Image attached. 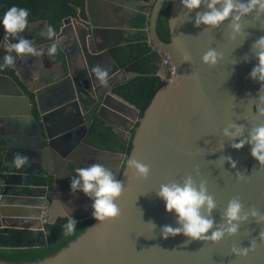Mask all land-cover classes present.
<instances>
[{
  "label": "water",
  "instance_id": "obj_1",
  "mask_svg": "<svg viewBox=\"0 0 264 264\" xmlns=\"http://www.w3.org/2000/svg\"><path fill=\"white\" fill-rule=\"evenodd\" d=\"M165 1L140 0L132 9L135 15L146 18L144 30L151 45L170 59L175 73L156 91L142 116H138L137 110L130 126L125 127V141H130L131 149L127 157L122 154L117 170V179L124 186L122 196L116 201L121 208L120 217L101 224L94 220L53 255L37 262L19 264H264V237L261 236L264 224H256L250 218L241 224L236 235L226 236L218 243L191 241L185 245L187 238L182 234L162 238L160 227L175 226V216L165 211L164 202L156 195L161 184L173 180L182 183L191 175L197 184L205 181L208 192L214 196L217 208L212 216L217 225L222 223L221 214L233 198L241 201L245 211L256 208L264 213V166L251 156L250 145L233 149L231 142L222 135L223 129L231 123L244 125L245 136L249 128L264 124V115L259 111L264 108V103L258 100L261 84L248 75L257 63L252 45L264 36V15L253 11L243 17L241 34L232 39L229 21L214 29L204 25L196 27V12L205 8L188 12L180 0H174L168 14L170 40L164 42L157 35L156 26ZM129 3L135 2L84 0V17L68 16L62 20L53 40L60 42L67 71L61 63H52L61 69L62 76L36 87L17 83L0 69V130L3 127L9 129L7 144L1 145L7 151L0 164V228L43 230L45 221L52 224L58 217L70 216L59 209L60 192L55 188L47 197L44 194L43 199L14 195L10 190L21 184L19 178L26 173H36L39 178L49 181L43 168L47 158L55 153L68 155L60 152L58 144L80 125L88 133L83 117L86 111L79 101L80 85L75 83L74 71L69 64L71 55L80 61L78 68L85 71L82 80L88 82L85 89H91L93 104H98L95 117L121 133L119 125H114L105 111L111 94L98 93L101 83L92 69L97 64L108 68V81L113 84L121 81L116 79L119 74L124 79L132 76L118 67L109 52L121 45L125 36L103 17L111 4L125 9L132 6ZM27 30L19 35L27 38ZM4 38L13 43L10 37L9 41L5 37L0 25V43ZM210 48L222 54V59L213 67L201 60ZM185 53L190 54L191 63L184 62ZM0 60L3 62L1 52ZM161 69L158 75L163 78L164 67ZM261 95H264V89ZM68 110H72L68 114L71 116L65 117L74 122L61 127L62 120L57 115H66ZM55 125L61 128H55ZM221 145H224L222 151ZM16 152L27 155L30 166L14 169L12 159ZM227 156L237 162L235 169L227 161L221 165L220 161ZM128 158H135L150 167L146 179L134 178L127 167ZM77 167L67 165L68 173L74 174ZM237 171L251 179L248 182L237 180ZM149 221L157 227L153 229L147 224ZM251 241L255 242V247L247 256L232 254L233 245L249 247ZM0 264L16 263L0 260Z\"/></svg>",
  "mask_w": 264,
  "mask_h": 264
},
{
  "label": "clouds",
  "instance_id": "obj_2",
  "mask_svg": "<svg viewBox=\"0 0 264 264\" xmlns=\"http://www.w3.org/2000/svg\"><path fill=\"white\" fill-rule=\"evenodd\" d=\"M184 9L192 12L197 9L205 8L204 11H197L194 24L196 27L201 25L206 28H218L226 20L232 30L231 38L235 39L236 35L241 34V20L243 17L255 11L258 15H264V0H180ZM29 11L27 8L16 5L8 8L0 17V25L3 26L5 37L17 40L16 43L10 41L5 45L6 55L3 57V63L0 68L14 66L17 57L38 56L41 53L37 50L34 43L19 36L28 27ZM174 20V19H171ZM170 20V21H171ZM46 36L51 39L56 36L54 28L46 25ZM59 40H53L47 49L48 55L54 56L58 52ZM254 50V59L257 63L249 72V78L259 82L258 100L264 103V95H261L264 89V36L259 37L252 45ZM16 55H13L12 53ZM222 59V54L216 49L210 48L201 57L203 63L209 67L215 66ZM247 56L244 61L247 62ZM184 62L191 63L190 54L185 53ZM236 63V62H234ZM95 77L102 85H107L109 69L99 64L92 69ZM260 114L264 115V108L259 109ZM245 126L231 123L222 131V135L230 142L233 149L239 150L245 144L251 147V156L264 166V124H258L248 129L247 135H244ZM224 145H221V151ZM227 161L231 168L237 167V162L230 156L224 157L220 163L223 165ZM127 167L131 170L134 178L146 179L150 172V167L135 159L128 158ZM30 166V159L27 155L16 152L12 159V167L16 170ZM237 180L248 182L251 176L244 175L237 171ZM71 175V174H69ZM71 193L83 192L91 201V215L98 221V224L113 221L120 217L121 208L117 200L124 192V186L121 180L117 179L114 172L105 167L103 164L94 163L87 167H77L75 175L70 179ZM156 195L164 202L165 211L175 216V226L166 224L160 227L162 238L175 237L183 235L187 239L184 244L191 241H211L218 243L226 236L231 237L238 233L241 224L248 222L251 218L256 224H264V213L256 208L244 210L243 204L238 198L231 199L222 212V223L217 225L215 218L212 216L213 211L217 208V203L212 194L208 192L206 182L201 180L197 184L191 176L183 179L182 183L170 181L161 184ZM77 220L72 216L67 218L63 225L64 235L71 236L76 230ZM153 229L157 225L149 221ZM95 227V226H94ZM264 237V233H261ZM255 242L251 241L249 247H238L233 245L231 252L234 256L243 257L252 251Z\"/></svg>",
  "mask_w": 264,
  "mask_h": 264
},
{
  "label": "trees",
  "instance_id": "obj_3",
  "mask_svg": "<svg viewBox=\"0 0 264 264\" xmlns=\"http://www.w3.org/2000/svg\"><path fill=\"white\" fill-rule=\"evenodd\" d=\"M173 1H165L157 19V35L164 42L170 40L168 14ZM13 5L27 8L29 25L37 24L27 30V39L35 46H41V55L49 64L59 62L66 69L64 54L60 47L57 54L50 57L47 49L53 38L49 39L42 33H46L48 24L58 31L62 20L68 16L84 17V0H0L2 13ZM145 22L144 16L137 15L133 18L132 25L136 30L129 33L121 45L109 51L118 67L126 74L132 75L114 83L111 92L135 107L139 117L142 116L156 91L165 85V80L158 75L159 56L152 50L147 40V33L143 29ZM2 63L0 60V64ZM0 69L3 73L16 78L14 71L8 66ZM84 77L85 71L80 68L74 69L75 83L80 85L79 101L87 114L88 142L103 149L124 153L127 157L131 149L130 141L126 143L111 127L104 125L95 117L98 104H93L91 89H85L88 82L82 80ZM3 155L4 148L0 145V164ZM67 218V216L58 217L52 224L45 221L43 230L0 228V260L16 264L37 262L66 246L95 220L93 217L75 218L77 231L71 236H65L63 225L67 222Z\"/></svg>",
  "mask_w": 264,
  "mask_h": 264
},
{
  "label": "crops",
  "instance_id": "obj_4",
  "mask_svg": "<svg viewBox=\"0 0 264 264\" xmlns=\"http://www.w3.org/2000/svg\"><path fill=\"white\" fill-rule=\"evenodd\" d=\"M135 3L130 4L128 8L121 9L117 7L115 4H111V7H108V11H105L103 13V17L106 22H108L112 27L115 29H119L122 31L123 36H127L129 33L134 32L136 29L132 25L133 18H135L137 15H135V12H133V6L137 4V2H140V0H132ZM105 6V5H104ZM151 6V1L148 4V7ZM135 7V6H134ZM137 7V6H136ZM79 9H77L78 11ZM131 28V29H130ZM144 29V28H143ZM145 31V30H144ZM41 53V46H37ZM70 68L74 71L75 68H78L81 66L80 61L73 55L70 56ZM32 58L35 59L34 56ZM37 60L41 61L42 64H44L45 67H47L49 72L57 71L59 72V68H55L56 65L49 64L44 56L41 54L37 56ZM32 62H34L33 59H31ZM67 71V68L65 69ZM71 71V70H70ZM58 73H54V76H57ZM122 76L119 74L116 79L117 80H123L124 77L119 78ZM51 78V75L49 76ZM54 79V78H53ZM99 84V83H97ZM113 85V81H108L107 85H99L98 93L99 94H111L109 98H107V105L105 106L107 111V117L112 120L114 125H119V129L121 130V133H118V136L125 141L126 137V130L125 127H129L132 123V120L137 114V109L130 105L129 103L125 102L121 98L117 97L111 92V88ZM72 112V110H68L66 115H59L60 120H62L59 124L61 127H65L68 124H71L74 122V120L68 119V115ZM109 112V113H108ZM75 112L73 111V114ZM67 116V117H65ZM86 112L83 114V117L85 118V124L88 129V122L86 120ZM101 121V120H100ZM65 122V123H63ZM102 122V121H101ZM116 122V124L114 123ZM56 126V125H55ZM57 127V126H56ZM55 127V128H56ZM58 130V129H57ZM114 130V129H113ZM87 132L84 126L80 125L79 127H76L75 130H73L72 135L67 136L64 140H62L59 144V150L61 153L68 154L67 156H61L59 153H55V155H51L47 158L45 167L43 166L44 170L46 171V174H48V177L50 178V190L52 188L57 189V191L60 192V195L58 196V200L60 203L59 209L66 213L67 215H70L74 218H81V217H92L91 215V204L92 201L83 193H71L70 189V179L71 174L69 175L67 165L73 168L74 165H77L78 167H87L90 164L99 163L103 164L105 167L110 168L116 178H118V167L122 160V154L118 151H112L103 149L105 151L100 152L96 150L93 144L89 143L87 140ZM126 142V141H125ZM93 145V147H92ZM98 148V147H97ZM41 169V168H40ZM56 177V178H55Z\"/></svg>",
  "mask_w": 264,
  "mask_h": 264
},
{
  "label": "flooded vegetation",
  "instance_id": "obj_5",
  "mask_svg": "<svg viewBox=\"0 0 264 264\" xmlns=\"http://www.w3.org/2000/svg\"><path fill=\"white\" fill-rule=\"evenodd\" d=\"M3 13L0 10V17H2ZM37 25L36 23H33L29 25L27 28L30 29V27ZM20 36V35H19ZM11 41L13 43H16L17 40H14L10 37ZM7 40L4 38L2 39L0 45L1 49L0 52L2 53V58L4 57L3 54L6 53V47L5 45L7 44ZM37 50L40 52V48L38 49L37 46H35ZM13 55H16L14 52L12 53ZM31 59L34 60V62L31 61ZM9 67V66H8ZM10 68V67H9ZM55 68H58L55 66ZM14 71L15 74V79L17 83H27L29 86H36L39 87L43 84H46L55 78L57 76H62V71L59 68V73L57 71H52L55 73H58L57 76H52L53 78L49 79L50 77V72L48 71L47 67L42 64L41 61L32 58V56H26L24 58L17 57L16 63L12 68H10ZM52 74V73H51ZM54 75V74H53ZM14 78V77H13ZM29 97L32 98V94H29ZM36 110H33L35 112ZM58 119L60 120V116L57 115ZM56 128H61L60 126H57ZM9 131L8 128L3 127L0 130V145H6L7 144V139H6V133ZM88 136V134H87ZM16 143V141L14 142ZM4 148V153L7 151V148ZM38 171V170H37ZM36 174V173H35ZM31 174V173H26L23 177H20L19 179L21 180V184H17L14 187L11 188L10 193H13L14 195L18 196H27L31 195L33 198H39L43 199L44 194H46V197L48 193L50 192V178L48 179L49 181H46L44 179L39 178V176ZM34 175V176H33ZM30 183H33L30 185ZM47 184V187L45 185ZM2 187H0V190Z\"/></svg>",
  "mask_w": 264,
  "mask_h": 264
},
{
  "label": "built area",
  "instance_id": "obj_6",
  "mask_svg": "<svg viewBox=\"0 0 264 264\" xmlns=\"http://www.w3.org/2000/svg\"><path fill=\"white\" fill-rule=\"evenodd\" d=\"M148 43L151 45L148 37H147ZM152 50L159 56V61H160V68L159 72L162 71L161 67H164V76L163 80L166 79H171L175 73V66L173 63L170 61V59L157 47L151 45Z\"/></svg>",
  "mask_w": 264,
  "mask_h": 264
},
{
  "label": "rangeland",
  "instance_id": "obj_7",
  "mask_svg": "<svg viewBox=\"0 0 264 264\" xmlns=\"http://www.w3.org/2000/svg\"><path fill=\"white\" fill-rule=\"evenodd\" d=\"M4 56L6 55V54H3ZM35 57V59H36V56H34ZM51 75V77L52 76H54L53 74H50ZM129 75V74H128ZM123 76H120L119 78H122Z\"/></svg>",
  "mask_w": 264,
  "mask_h": 264
}]
</instances>
